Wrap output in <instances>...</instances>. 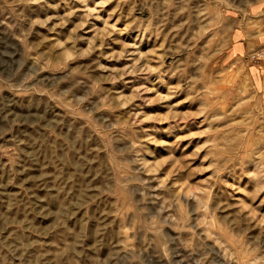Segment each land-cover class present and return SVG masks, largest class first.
Wrapping results in <instances>:
<instances>
[{
	"label": "rangeland",
	"instance_id": "1",
	"mask_svg": "<svg viewBox=\"0 0 264 264\" xmlns=\"http://www.w3.org/2000/svg\"><path fill=\"white\" fill-rule=\"evenodd\" d=\"M0 264H264V0H0Z\"/></svg>",
	"mask_w": 264,
	"mask_h": 264
}]
</instances>
